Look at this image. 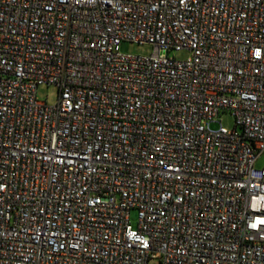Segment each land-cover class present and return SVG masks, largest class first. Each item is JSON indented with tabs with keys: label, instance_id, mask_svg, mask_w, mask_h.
<instances>
[{
	"label": "built area",
	"instance_id": "built-area-1",
	"mask_svg": "<svg viewBox=\"0 0 264 264\" xmlns=\"http://www.w3.org/2000/svg\"><path fill=\"white\" fill-rule=\"evenodd\" d=\"M263 152L264 0H0V264H264Z\"/></svg>",
	"mask_w": 264,
	"mask_h": 264
},
{
	"label": "rangeland",
	"instance_id": "rangeland-1",
	"mask_svg": "<svg viewBox=\"0 0 264 264\" xmlns=\"http://www.w3.org/2000/svg\"><path fill=\"white\" fill-rule=\"evenodd\" d=\"M120 50L123 54L126 55H142L149 56L153 53L154 48L149 44H136L133 42H122L120 46ZM172 56L176 57L179 60H187L191 57V53L189 51H180L172 53ZM59 92L57 88L53 85H41L38 89V98L41 101L47 102L50 105H54L58 101ZM223 125L232 129L234 127V119L231 114H224L222 116ZM255 167L257 169L264 168V152L259 156L256 161ZM132 223L134 226H137V211L132 212ZM149 264H162L159 259L150 260Z\"/></svg>",
	"mask_w": 264,
	"mask_h": 264
}]
</instances>
